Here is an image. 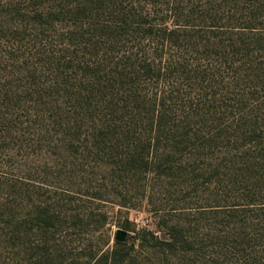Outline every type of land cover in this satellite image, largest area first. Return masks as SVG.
Here are the masks:
<instances>
[{"label": "rangeland", "instance_id": "rangeland-1", "mask_svg": "<svg viewBox=\"0 0 264 264\" xmlns=\"http://www.w3.org/2000/svg\"><path fill=\"white\" fill-rule=\"evenodd\" d=\"M79 1L0 0V264H70L58 260L104 235L112 247L119 231L125 264H264V0H217L220 27L191 28L224 41L209 54L179 43L161 54L145 26L117 32L112 6L78 14ZM140 1L143 18L173 27L164 4L154 14ZM183 55L185 77L135 74L136 56ZM116 67L134 73L121 80ZM171 88V122L200 131L196 150L175 155L168 177L128 173L126 131L138 137ZM143 229L175 246L134 242Z\"/></svg>", "mask_w": 264, "mask_h": 264}, {"label": "trees", "instance_id": "trees-1", "mask_svg": "<svg viewBox=\"0 0 264 264\" xmlns=\"http://www.w3.org/2000/svg\"><path fill=\"white\" fill-rule=\"evenodd\" d=\"M130 1L131 4L126 0H88L83 4V7H81L79 1L76 13L85 14L87 9L97 4H100L98 8L103 7V5L106 8L112 6L114 8L112 12L122 19L114 23L115 31L125 32L127 28L133 27L134 24L143 25L146 27L144 39L151 40L153 44H156L155 50L160 48L159 52L161 54L168 47L169 51H171L178 43L179 47H190L191 50H186V53L190 54H198L202 50L207 53L209 48L212 51V48L219 47L224 43V41L217 43V38L215 37L198 35L195 29H191L193 26L200 25H198L199 20L204 27H220V22L217 21L218 15L212 13V8L223 6L217 0H167L166 3H162L160 0H145L147 6L150 5V7H153V10L158 4L161 6L164 4L173 27H169L165 22L158 24L160 27H155L156 25H153L152 19L149 22V19H146L147 17H142L143 9L139 7L141 1ZM181 5L185 7L182 8L183 11L179 8ZM198 8L201 10H198ZM196 11L201 12V14L196 15ZM227 12L229 13V11ZM155 13L157 14L154 10ZM148 14L150 15V13ZM223 14L225 16L220 17L222 18L221 20L225 18L228 20V15L226 13ZM160 21H164V19H160ZM216 44L218 45L215 46ZM158 59L162 61L163 56L158 55ZM166 61L165 64L161 65L159 63L155 64L153 61L151 62L148 58L142 59L136 56L135 64L137 69L135 70V74H137L139 79H152L156 73L159 81L163 79L165 82L166 80H172L174 76L185 77L188 75L187 67H182V65L188 63L184 55L182 59L178 58V61H174L172 58L166 59ZM113 71L114 77H118L121 80L129 78L134 73H127L125 70L119 71L117 67L112 68L110 73ZM201 72V74H204L205 70ZM177 92V89L171 88L169 93L163 91L158 99V94H156L151 104L152 107H150V120L147 119L148 122L142 125L143 131H140L138 137H135L136 128L126 131L124 139L127 141L121 142L119 146L126 151L120 163H122L125 171H130L128 173L132 172L140 175L156 173L159 177H168L175 168L173 161V158L176 157L175 155L179 154L183 157L188 149L193 148L196 150L192 146H195V142L200 141V131H197L193 125L182 122H171V115H174V112L168 104L172 101L171 94ZM190 110L188 114L193 115L194 109L190 108ZM181 118L186 119L187 116H182ZM106 166L110 165L107 164ZM181 166L182 164L179 165V167ZM102 219L105 224L108 216L103 214ZM40 220H42L43 227L47 230L56 229V224L59 222L58 217L51 215L46 210L42 217H40ZM147 236H150L155 241L156 246H166L169 248L175 246L174 240L172 241L169 238L164 243L155 237L151 231L146 229L139 231L133 237V241H138L142 245ZM172 236L170 237L176 240L177 237ZM98 240V248L93 249L91 246L86 245L74 257L70 252H66L67 255L59 259L58 262L69 261L70 264H75L76 261L84 259L90 264H125L128 261L132 246L127 247L126 244L117 241L112 247H109L110 240L105 235ZM168 240H171V242Z\"/></svg>", "mask_w": 264, "mask_h": 264}, {"label": "water", "instance_id": "water-1", "mask_svg": "<svg viewBox=\"0 0 264 264\" xmlns=\"http://www.w3.org/2000/svg\"><path fill=\"white\" fill-rule=\"evenodd\" d=\"M125 238H126V233L123 232V231H119V232L117 233V235H116V240H117L118 242H123V241H125Z\"/></svg>", "mask_w": 264, "mask_h": 264}]
</instances>
